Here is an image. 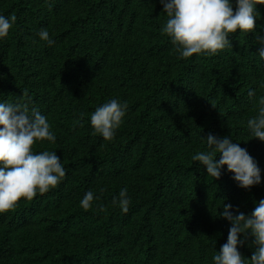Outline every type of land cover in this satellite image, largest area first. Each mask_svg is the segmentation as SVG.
<instances>
[{
  "label": "trees",
  "instance_id": "1",
  "mask_svg": "<svg viewBox=\"0 0 264 264\" xmlns=\"http://www.w3.org/2000/svg\"><path fill=\"white\" fill-rule=\"evenodd\" d=\"M0 14L16 17L0 41V101L31 99L56 134L35 150H55L66 169L56 188L0 214V264H212L230 227L223 203L248 214L264 199V142L246 126L264 96L255 37L234 33L218 55L177 59L160 0H0ZM111 98L128 110L105 141L89 117ZM209 134L247 149L261 183L207 176L191 156ZM124 186L127 213L111 204ZM100 188L103 210L84 211V193ZM239 251L252 254L248 242Z\"/></svg>",
  "mask_w": 264,
  "mask_h": 264
},
{
  "label": "clouds",
  "instance_id": "2",
  "mask_svg": "<svg viewBox=\"0 0 264 264\" xmlns=\"http://www.w3.org/2000/svg\"><path fill=\"white\" fill-rule=\"evenodd\" d=\"M160 4L167 15L160 31L169 38L177 59H188L193 54L197 57L218 55L232 47L230 37L238 33L255 37L259 45L256 54L264 62V35L261 34L264 25L257 24L261 19L257 6L264 5V0H160ZM15 23V15L0 14V41L9 36ZM37 36L47 46L55 43L46 28H41ZM254 93L250 89L249 98ZM30 105V98L14 103L0 101V214L13 209L21 198L31 201L38 194L56 188L66 177L65 166L55 150H35L37 144H55L56 134L47 116ZM127 110L128 102L118 98L97 106L89 117L93 134L105 141L113 140ZM83 117L84 113H80L78 119ZM246 126L251 138L264 142V96L257 101L256 114L247 119ZM191 160L199 162L213 180L221 177L222 170L231 172L237 186L246 190L262 180L257 162L229 136L209 134L205 148L195 152ZM103 192V188L97 192L86 191L79 201L80 207L84 211L94 207L103 210V205L97 203ZM131 202L127 186L121 187L111 200L123 213L128 212ZM220 209L218 216L226 219L230 227L219 251L213 247L212 264H264V199L255 203L248 214L230 203H223ZM245 242L252 249L250 258L239 251Z\"/></svg>",
  "mask_w": 264,
  "mask_h": 264
}]
</instances>
